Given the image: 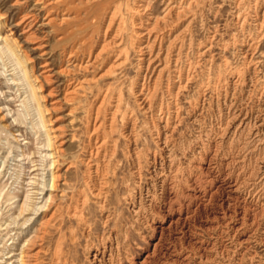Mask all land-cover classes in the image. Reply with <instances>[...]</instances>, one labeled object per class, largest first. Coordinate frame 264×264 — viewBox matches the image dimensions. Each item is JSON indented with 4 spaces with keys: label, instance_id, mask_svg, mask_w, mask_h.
I'll list each match as a JSON object with an SVG mask.
<instances>
[{
    "label": "rangeland",
    "instance_id": "rangeland-1",
    "mask_svg": "<svg viewBox=\"0 0 264 264\" xmlns=\"http://www.w3.org/2000/svg\"><path fill=\"white\" fill-rule=\"evenodd\" d=\"M60 1L0 0V15L6 22L0 28V48L2 37L16 39L29 66H35L42 86L39 93L45 97L42 104L49 111L47 129H41L35 113L28 115L25 88L13 81L17 66L1 56L0 264H22L21 251L29 243L35 264H95L91 255L95 249H107V264H139L153 252L160 236L154 230L161 222L160 205L153 210L147 201L153 181L150 167L164 155L157 144V121H177L173 144L183 171L178 182L182 187L191 166L202 164L205 147L219 141L215 130L228 99L247 96L245 86L252 81L254 90L245 111L264 109V0H209L200 9L187 34L180 36L187 45L192 42L185 63L175 66L182 75L180 84H175L163 113L154 118L136 95L143 62L135 34L139 14L132 7L140 0H130L124 32L114 39L123 40L124 45L107 46L97 60L94 56L102 43L114 37L118 22L104 37L105 20L87 18L80 0ZM147 4L153 7L154 18L168 12V0H147ZM29 14L36 16L31 27L25 31V26L16 27ZM187 24L174 25L171 34H180ZM72 51L76 56L69 59ZM116 59L127 63L112 68ZM62 70L66 73L60 74ZM195 112L199 123L193 121ZM132 123L134 134L128 138ZM48 131L59 157L55 170ZM104 141V153L115 156L103 168L106 184L96 196L90 182L96 176L92 161ZM97 161L102 164L103 158ZM133 167L140 168V175ZM55 172L57 189L52 190ZM252 204L249 200L248 205ZM257 222L255 229L235 232V239L217 232L199 234L226 251V258L210 264H264V210Z\"/></svg>",
    "mask_w": 264,
    "mask_h": 264
},
{
    "label": "bare ground",
    "instance_id": "bare-ground-1",
    "mask_svg": "<svg viewBox=\"0 0 264 264\" xmlns=\"http://www.w3.org/2000/svg\"><path fill=\"white\" fill-rule=\"evenodd\" d=\"M42 1L44 0H37V3ZM208 1L168 0L166 7L168 12L163 18H154L153 7L147 4V0H140L135 8L132 7L135 14H139V19L135 21V27L138 28L135 34L140 43L138 53L143 62V76L140 77L142 83L137 84L136 95L141 106L153 118L158 113H163L175 84H180L181 81L182 75L175 66L177 63L178 65L185 63L184 57H186V51L192 47V42L187 45L180 36L188 31L190 24L196 20L198 12ZM19 2L16 1L15 5ZM80 3L87 18L94 19L97 16V20H105L107 29L103 31L104 37H107L108 31L118 22L116 34L109 41L102 43L103 46L94 59L102 57L107 46L111 44L122 47L123 40L114 41V39L119 33L124 32L126 16L131 10L130 0H80ZM50 5L51 3L46 7ZM178 5L182 7L177 8ZM29 15L22 17L16 27L25 26L22 29L24 31L25 28H30L36 16ZM51 20L48 23H51ZM181 21L188 22L187 29L184 28L180 34L173 36L171 31L174 25ZM93 24H89L87 28ZM4 26L6 22L0 15V28ZM2 39L0 57H5L17 66L13 81L20 82V86L25 88L24 94L28 95L26 108L28 115L35 113L33 117H38L36 125L41 129H47L45 117L49 111L42 104L45 97L39 93L42 86L39 85V78L35 76V66H29V58L25 51L16 45V39L10 36H4ZM81 41L85 43L82 39ZM73 52L69 59L76 56ZM126 63L127 60L116 59L111 67H122ZM47 73H43L42 76L45 77ZM59 73L64 74L66 71L62 70ZM245 88L247 96L226 101L225 109L218 117V128L215 130L219 141L212 140L205 147L202 164L191 166L190 174L182 187L178 182L181 181L179 176L183 171L173 144V133L178 125L177 121L163 122L161 118L157 119V132H155L157 144L164 155L159 163L154 160L150 167L153 181L149 188L151 195L148 196L147 201L153 210H157V206L160 205L158 214L161 222L154 228L160 236L153 245V252L148 253L139 264H210L226 258V251L223 252L216 245L199 238V234L203 237L217 232L219 235L226 234L230 239H235L236 233H242V229L257 227L258 217L264 210V109L259 106L252 112L245 111L254 90L253 82L250 81ZM104 101L105 99L98 107V114ZM193 121L201 122L200 115L197 113L193 115ZM133 134L132 123L126 131V137H133ZM47 136L49 147L53 149L51 155L54 156L52 165L55 170L59 165V157H55L58 153L55 147L56 141L54 136H51V132L48 131ZM106 145L107 142L104 141L98 146L93 156L95 160L92 161L95 162L93 168L96 176L90 182L96 196L101 195L105 188V177L102 176L105 169L103 168H106L115 156L113 152L110 155L104 153ZM99 157L103 158L102 164L97 161ZM133 169L137 175H140L139 167H133ZM196 170L200 172L196 174ZM57 180L58 175L55 172L50 180L52 190L57 189ZM44 187H47V184H44ZM249 200L254 202L252 206L248 205ZM247 240L248 238L243 239L241 244ZM28 246H31V243ZM28 246L26 250L21 251V263L35 264ZM106 250L92 251V262L105 264ZM197 259L198 262H196Z\"/></svg>",
    "mask_w": 264,
    "mask_h": 264
}]
</instances>
